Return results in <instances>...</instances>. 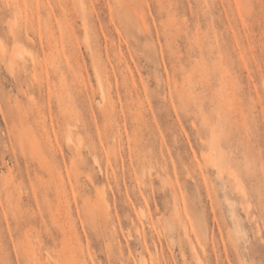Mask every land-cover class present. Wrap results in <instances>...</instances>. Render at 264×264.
Returning a JSON list of instances; mask_svg holds the SVG:
<instances>
[{"label": "rangeland", "instance_id": "1", "mask_svg": "<svg viewBox=\"0 0 264 264\" xmlns=\"http://www.w3.org/2000/svg\"><path fill=\"white\" fill-rule=\"evenodd\" d=\"M264 264V0H0V264Z\"/></svg>", "mask_w": 264, "mask_h": 264}, {"label": "bare ground", "instance_id": "2", "mask_svg": "<svg viewBox=\"0 0 264 264\" xmlns=\"http://www.w3.org/2000/svg\"><path fill=\"white\" fill-rule=\"evenodd\" d=\"M143 264H147L146 262H144Z\"/></svg>", "mask_w": 264, "mask_h": 264}]
</instances>
